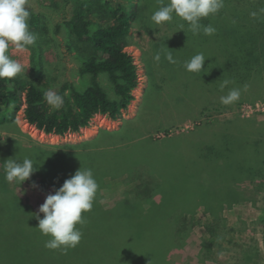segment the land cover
Segmentation results:
<instances>
[{"label": "rangeland", "instance_id": "374dc122", "mask_svg": "<svg viewBox=\"0 0 264 264\" xmlns=\"http://www.w3.org/2000/svg\"><path fill=\"white\" fill-rule=\"evenodd\" d=\"M27 6L39 14L35 29L28 22L37 40L23 51L10 46V57L24 67L19 75L36 79L41 72L43 87L58 94L68 84L87 86L89 76L80 75L81 56L90 51L70 36L65 24L70 3L28 0ZM127 50L141 82L121 119L97 115L81 132L60 136L37 129L20 110L16 125L0 130V196H9L0 197V264H165L159 250L171 231L164 213L187 199L213 198L218 187L225 190L214 204L215 214L204 201L177 210L170 226L178 243L166 249V264H233L242 252L250 254V264H264V89L230 105L220 102L224 94L212 91L201 104L198 73L185 69L198 53V34L191 32L168 28L149 36L133 28ZM169 53L175 64L167 60ZM100 82L115 97L106 74ZM10 158H31L37 170L21 185L8 183L4 165ZM238 165L246 170L240 172ZM81 167L91 169L97 183L104 177L102 207L95 199L83 214L89 240L83 235L67 252L50 250L45 247L50 237L36 228V215L42 218L38 210L46 196ZM151 188V200L134 199ZM153 203L167 206H132ZM204 248L207 257L201 255Z\"/></svg>", "mask_w": 264, "mask_h": 264}, {"label": "trees", "instance_id": "16d2710c", "mask_svg": "<svg viewBox=\"0 0 264 264\" xmlns=\"http://www.w3.org/2000/svg\"><path fill=\"white\" fill-rule=\"evenodd\" d=\"M67 1L71 5V11L65 24L70 36H73L74 42L84 45L90 51L84 57L81 56L80 68V75L90 78L88 85L82 89H78L75 84L65 85L60 91L64 104L59 110H55L44 100V93L47 89L40 82L41 72L36 79L23 78L18 75L11 80H0V130L15 126L20 110H23L26 120L37 129L47 134L60 136L81 132L90 126L97 115H105L114 120L121 119L123 112L135 100L134 91L140 82L138 65L133 55L127 50L133 28H138L149 36L160 34L168 28L182 35L191 32L187 23L178 16H174L171 22L161 25L151 20L152 14L159 7L167 4L168 0ZM223 3V8L217 14L201 20L202 25L213 26L216 29L215 33L209 36L201 30L198 34V53H203L206 57L204 68L198 73L199 80H201V86L198 87V100L200 99L203 105L210 98L204 94L212 91L227 95L230 89L236 88L241 91L240 98L247 99L249 98L246 96L247 93L251 95L264 89V13L260 12V9H264V0H223ZM28 9L30 11L29 25L35 29L39 22V14L31 7ZM252 12H256L257 16L252 17L250 15ZM181 24L186 29L181 30ZM160 37L163 36L160 35ZM70 48H72L71 45ZM102 74L108 76L115 97L111 98L101 84ZM224 80L230 83L221 90ZM67 90L70 91L69 95L66 94ZM17 132L19 133L18 128ZM254 144L258 146L257 143ZM13 145L19 146V143ZM254 165L257 164H251L250 172L255 169ZM237 168L240 172L246 170L240 165ZM256 171L257 174L263 175L261 170L256 168ZM101 180L100 178L98 180L99 188L95 205L100 204L103 176ZM0 189L3 190V186H0ZM157 189L162 193L160 188L157 187ZM223 190L225 189L218 187L215 197H210L208 200L204 198L187 199L185 205L195 201H204L205 206H210V211L215 214L217 209L214 204H217ZM153 193L154 188L146 192H138L137 195L142 198L135 197L134 199L149 201L153 198ZM160 201L162 202V195ZM154 204L157 203L149 207L139 204L132 206L140 209L156 207L159 210H164L167 206ZM181 204L175 205V210L170 209L164 213L168 224L166 231H171L168 237L170 240L159 250V257L164 260L165 264L166 249L172 246L171 244L174 243L175 247V242L178 243L174 226L170 225L175 224L172 220L177 210L181 208ZM127 205H130L128 200ZM80 229L85 238L89 240L86 225H82ZM210 230L212 232V229ZM209 247H211V241L208 244ZM205 250L204 248L203 254L201 253L202 257L209 256L208 251ZM249 255L247 252H242L233 264H250ZM210 256L211 259L215 258L214 255Z\"/></svg>", "mask_w": 264, "mask_h": 264}, {"label": "clouds", "instance_id": "9594fccd", "mask_svg": "<svg viewBox=\"0 0 264 264\" xmlns=\"http://www.w3.org/2000/svg\"><path fill=\"white\" fill-rule=\"evenodd\" d=\"M28 0H0V80L13 79L24 72L23 65L9 55L10 46L23 51L28 46L35 44L37 36L31 32L28 25L30 11ZM224 6L223 0H168L167 4L159 7L151 16L157 24L169 23L178 16L187 23L193 34L202 30L205 35H213L216 29L210 24L204 26L201 20L217 14ZM264 13V9H260ZM256 17L257 13H250ZM181 30L184 25H180ZM154 60L159 62L157 54ZM169 63L176 61L171 53L167 55ZM206 57L197 53L185 63V69L191 73H199L204 68ZM230 81L224 80L221 90L227 87ZM246 87V86H245ZM240 89H230L227 95L220 97L223 105H230L240 99ZM45 102L55 110L64 104V98L56 91L49 89L44 93ZM37 170L31 158H24L22 162L8 159L4 165V178L8 183H18L28 180ZM35 187V184L33 185ZM99 185L91 169L79 168L74 175L66 179L62 186L54 190V194L46 196L44 203L39 207L36 215L38 230L42 235L50 237L45 242V247L50 250L75 248L82 239L83 233L77 225H83V214L90 212Z\"/></svg>", "mask_w": 264, "mask_h": 264}, {"label": "built area", "instance_id": "2783aa9c", "mask_svg": "<svg viewBox=\"0 0 264 264\" xmlns=\"http://www.w3.org/2000/svg\"><path fill=\"white\" fill-rule=\"evenodd\" d=\"M139 81H140V76H139ZM141 82V81H140ZM140 82H139V85H140ZM138 88H136V90H137ZM135 92V91H134ZM91 123H93V122H91ZM91 125V124H90Z\"/></svg>", "mask_w": 264, "mask_h": 264}, {"label": "crops", "instance_id": "0c3cea01", "mask_svg": "<svg viewBox=\"0 0 264 264\" xmlns=\"http://www.w3.org/2000/svg\"><path fill=\"white\" fill-rule=\"evenodd\" d=\"M105 116V115H104ZM113 120V119H112ZM89 127V126H88ZM88 127H86V128H88ZM16 133H18L17 131H16ZM18 135H19V133H18ZM20 136V135H19Z\"/></svg>", "mask_w": 264, "mask_h": 264}]
</instances>
